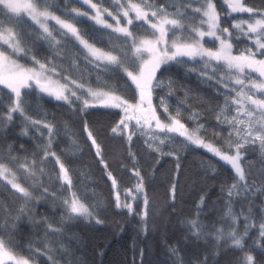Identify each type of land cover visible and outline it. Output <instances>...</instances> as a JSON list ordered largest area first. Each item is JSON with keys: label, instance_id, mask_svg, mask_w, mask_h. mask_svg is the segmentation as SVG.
<instances>
[{"label": "snow or ice", "instance_id": "1", "mask_svg": "<svg viewBox=\"0 0 264 264\" xmlns=\"http://www.w3.org/2000/svg\"><path fill=\"white\" fill-rule=\"evenodd\" d=\"M222 4L218 10L214 0H62V7L57 0H0V137L17 121L21 136L34 138L35 130L43 137L30 153L24 144H0V264H37L41 257L44 264H79L65 243L68 225L79 219L104 222L54 148L62 129L33 108L45 97L78 115L104 109L118 117L110 133L127 145L136 178L132 187L121 189L100 134L86 119L82 131L111 182L116 209L138 216L145 235L152 205L135 141H143L146 155L157 154V164L165 155L179 160L174 149L165 150L179 144L183 150L204 149L230 166L233 181L220 191L219 213L215 204L210 212L201 195L195 214L182 221L185 241L203 244L204 252L185 259L177 242L168 244V254L172 264H219L222 252L230 250L236 253L232 264H264V9L246 0ZM244 40L251 43L239 49L237 41ZM173 68L195 73L223 96L213 111L220 126L214 136L226 131L224 144L205 138L199 112H188L189 126L186 107L170 110L175 82L166 74ZM72 137L68 151L74 154L81 149ZM249 151L258 153V167ZM178 187L177 178L168 188L171 214H177ZM50 199L61 201L59 219L34 211ZM21 220L44 229L42 244L27 242V256L17 243ZM143 256L141 249V264Z\"/></svg>", "mask_w": 264, "mask_h": 264}, {"label": "trees", "instance_id": "2", "mask_svg": "<svg viewBox=\"0 0 264 264\" xmlns=\"http://www.w3.org/2000/svg\"><path fill=\"white\" fill-rule=\"evenodd\" d=\"M62 7V0H57ZM217 8H223L222 0H214ZM248 6L255 9H264V0H246ZM247 17V14L245 15ZM224 26H230L229 18L222 16ZM250 41H237V47L243 49ZM43 55V53H42ZM171 76L175 82L173 94L168 98L171 109L177 104L181 108H187L183 112V119L189 126L192 122L188 119V112L200 113V122L206 126L205 138L213 140L216 144H224L227 132L221 136H214L220 131L217 125L214 109L223 104V96H217L214 89L201 83L195 73L188 74L183 68H173L166 76ZM115 84V81H112ZM120 87L123 86L121 81ZM168 90L160 92L164 95ZM40 115L47 114L50 121L56 123L62 130L54 148L62 159L73 170V183L75 188L85 194L86 202L96 207L102 224L88 222L79 219L68 225L65 235V243L69 245L75 254L79 264H141L140 250H144L143 264H172V258L168 254V244L175 246L177 242L184 252L185 259H194L196 255L204 252L205 246L199 247L193 242L185 241V229L182 221L195 214L196 204L201 195H206L209 210L215 204L216 213H219L223 203L220 197L222 188L226 189L233 181V172L230 166L224 164L218 158L213 157L204 149L189 148L183 150L182 145H168L179 154V160L173 156L159 157V163L155 162L156 153L146 155L147 149L143 141H135L133 151L137 152L139 167L146 178L147 190L151 200V217L148 234L141 230L138 216H129L126 212L116 209L111 182L105 176L102 166L98 164L94 151L86 142L82 131L83 121L86 119L92 128L98 132L100 142L105 148V158L108 161L114 175L120 181L121 189L132 187L136 178L129 169L132 163L127 159V145L118 138L111 137L110 128L118 117L114 112L109 114L104 109H90L85 116L76 114L63 102L44 98L40 104L33 103ZM67 130V132L64 131ZM46 131V130H45ZM79 144L80 151L72 153L68 149L72 146V134ZM34 138L20 135L19 121L11 126L7 135L0 137V144H12L19 149L24 144L30 153L35 148L36 142L43 139L41 134L32 130ZM248 158L256 162L258 167L259 157L257 152L249 151ZM180 164L177 174L176 164ZM126 165V167H121ZM209 169H215L212 175ZM179 180L177 191V214H171L169 207L168 188L174 179ZM259 182V177H253ZM68 195V193H65ZM7 197V193H4ZM10 199V198H8ZM259 203V198H257ZM18 206V205H17ZM239 210V205L236 206ZM40 216H48L50 219H59L63 213L60 199L48 200L41 203L37 210ZM212 219L211 215L205 217ZM17 243L23 249L21 255L27 256V242L32 240L33 246L42 244L45 240L44 229L37 228L29 220H21ZM103 253L101 256L100 253ZM236 253L225 250L219 257V264H232ZM41 257L37 264H44Z\"/></svg>", "mask_w": 264, "mask_h": 264}, {"label": "rangeland", "instance_id": "3", "mask_svg": "<svg viewBox=\"0 0 264 264\" xmlns=\"http://www.w3.org/2000/svg\"><path fill=\"white\" fill-rule=\"evenodd\" d=\"M244 16L246 15V14H243ZM246 17V16H245Z\"/></svg>", "mask_w": 264, "mask_h": 264}]
</instances>
